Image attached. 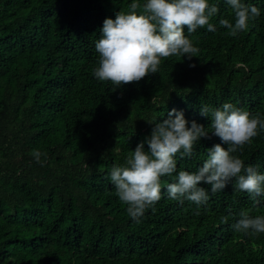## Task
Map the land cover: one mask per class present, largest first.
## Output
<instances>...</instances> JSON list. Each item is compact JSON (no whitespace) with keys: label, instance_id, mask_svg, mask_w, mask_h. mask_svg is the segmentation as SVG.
I'll use <instances>...</instances> for the list:
<instances>
[{"label":"trees","instance_id":"16d2710c","mask_svg":"<svg viewBox=\"0 0 264 264\" xmlns=\"http://www.w3.org/2000/svg\"><path fill=\"white\" fill-rule=\"evenodd\" d=\"M132 2L0 0V264H264V233L232 227L242 212L264 215V196L235 180L216 193L201 185L209 199L200 206L167 191L220 143L202 106L231 103L264 118V0H243L260 16L235 37L218 23H234L226 0H208L219 9L210 20L217 30L185 29L196 57L163 59L156 74L114 89L93 75L95 42L104 19ZM173 108L210 138L191 157L177 154V173L161 178V199L137 222L111 169ZM234 155L264 174V131Z\"/></svg>","mask_w":264,"mask_h":264},{"label":"clouds","instance_id":"9594fccd","mask_svg":"<svg viewBox=\"0 0 264 264\" xmlns=\"http://www.w3.org/2000/svg\"><path fill=\"white\" fill-rule=\"evenodd\" d=\"M226 3L234 15V23L224 18L218 23L228 29L229 36L245 31L249 21L260 16V9L243 0H226ZM218 11L208 0H145L143 5L133 0L127 12L118 11L115 19H104L100 38L95 42L98 66L93 70L94 77L111 82L116 89L156 74L163 59L180 56L191 60L199 49L185 35V29L189 34L205 27L215 32L216 25L210 20ZM210 112L211 135L218 137L220 143L207 149V159L196 172L177 173L176 156L191 157L194 146L202 138H210L209 132L203 124L189 122L183 111L175 108L162 122H149L154 125L150 135L136 145L124 166L111 169L110 180L116 195L127 206L132 219L138 222L161 199V178L171 177L173 173H177L174 182L167 184L169 199L181 203L188 200L203 205L209 194L201 185H210L211 192L216 193L233 180L238 190L254 198L264 196V174L234 155L264 131V118L231 103L214 110L202 106L199 114L208 118ZM32 155L39 163L42 153L34 150ZM227 219L223 217L222 222L226 223ZM232 227L245 234L264 233V215L253 217L242 212Z\"/></svg>","mask_w":264,"mask_h":264}]
</instances>
